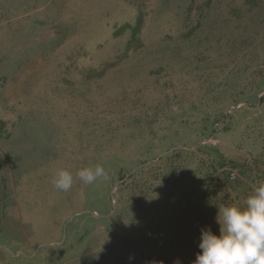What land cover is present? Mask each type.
<instances>
[{"label":"rangeland","instance_id":"obj_1","mask_svg":"<svg viewBox=\"0 0 264 264\" xmlns=\"http://www.w3.org/2000/svg\"><path fill=\"white\" fill-rule=\"evenodd\" d=\"M262 89L264 0H0V264H153L144 249L158 223L182 225L189 241V217L155 213L162 191L143 210L131 199V189H174L150 167L158 157L137 185L118 170L173 145L258 156L264 103L247 100ZM229 105L239 111L229 130L203 133ZM97 164L108 180L84 184L77 172ZM60 169L74 178L67 192L51 182ZM180 195L166 212L187 208ZM110 215L109 230L97 225Z\"/></svg>","mask_w":264,"mask_h":264},{"label":"trees","instance_id":"obj_2","mask_svg":"<svg viewBox=\"0 0 264 264\" xmlns=\"http://www.w3.org/2000/svg\"><path fill=\"white\" fill-rule=\"evenodd\" d=\"M261 91H264V89L259 92ZM247 101L250 106L258 103L263 104L264 95L260 97L257 95L255 103H252L250 100ZM230 106L231 105L227 106L224 111L220 109L219 113H214L216 117L213 120L209 117L208 120L212 121V125L206 127L203 133H207L208 135L215 133V125L218 122L225 125L223 127L225 130H229L230 126L227 124H229V121L239 112L238 109H232L228 112ZM197 143L198 142L193 145L196 146ZM169 149H172V151ZM165 152H167V154L162 155ZM197 154H202L199 159L200 161L195 165L192 171H186V166L194 163ZM157 157L158 159L156 160ZM151 160L156 161L152 163L150 167H158V170H161L160 175H163V180L166 182L171 181L172 188L174 189H131L135 194L131 198L132 201L138 209L143 210L146 205H148L149 200L151 204L156 203L157 200L160 199L158 193L162 191L163 195L160 200V203L162 202L160 206L161 209H157L155 213L160 216L162 215L160 217L161 219H176L179 220V222H181L183 219L182 217L186 215L193 223V232L190 233L192 234L191 239L187 242L184 232L181 231L182 225L175 227L174 231H171V227L167 224L159 225L158 223L155 225L151 232V238H154V240H152L153 247L144 249V252L155 250L153 256L156 258L152 262L153 264H176L177 261H179V264H192L196 258V254L201 251L198 247L201 229L210 227L211 230L216 233L214 229L220 226L216 220L211 221V223L206 221L208 212L212 210L218 212V207L224 205L235 204L243 206L246 198L252 194L253 189L257 187L260 182L264 181V148L258 156L250 160H240L226 157L219 147L207 143L199 144L195 149L189 148L187 150L183 149V146L173 145L162 149L160 153L153 157L137 160L128 165L127 168L120 167L118 176L120 180H124L122 185L126 184L128 181L134 182L137 185L140 175L147 168V166L142 167V165ZM163 163L166 164L164 173L162 167L160 168ZM135 169L137 170L127 177V175ZM184 185L188 186L189 189H180ZM118 190L119 192H123L125 189ZM179 192H181L180 198L189 199V205L187 208H181L178 211L166 212L169 211V209L166 208L169 198H172ZM113 200H115V197L110 201L111 212L115 211L114 214L122 213V199L119 198L120 203L119 201L117 203L114 202L115 205L112 203ZM149 209L152 210V205ZM113 216L114 215H110L102 219L98 218L97 225L102 224L105 226L104 230H109V222ZM162 233H175L177 234L176 239L178 241L173 239L169 243L162 242L159 239ZM157 238L159 241H157ZM144 258L146 261H151L152 256L146 255Z\"/></svg>","mask_w":264,"mask_h":264},{"label":"clouds","instance_id":"obj_3","mask_svg":"<svg viewBox=\"0 0 264 264\" xmlns=\"http://www.w3.org/2000/svg\"><path fill=\"white\" fill-rule=\"evenodd\" d=\"M76 175L86 185L109 178L100 164L81 168ZM73 180L69 171L60 169L51 182L56 190L67 192ZM217 223L219 235L210 227L201 229V251L192 264H264V181L253 189L243 206L218 207Z\"/></svg>","mask_w":264,"mask_h":264}]
</instances>
